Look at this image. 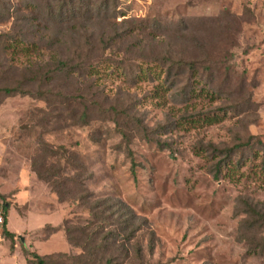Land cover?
Here are the masks:
<instances>
[{"label":"rangeland","instance_id":"rangeland-1","mask_svg":"<svg viewBox=\"0 0 264 264\" xmlns=\"http://www.w3.org/2000/svg\"><path fill=\"white\" fill-rule=\"evenodd\" d=\"M1 1L0 33L24 39L0 44V87L26 93L0 89V208L15 235L11 251L0 236V264H26L22 245L78 254L62 222L85 226L94 199L133 211L141 264H264L234 214L240 197L264 202V0H73L64 18L57 0ZM57 57L75 71L54 72ZM239 143L233 158L253 157L214 178L209 145ZM68 154L90 179L60 198L42 176L60 166L50 179L65 189Z\"/></svg>","mask_w":264,"mask_h":264},{"label":"trees","instance_id":"trees-1","mask_svg":"<svg viewBox=\"0 0 264 264\" xmlns=\"http://www.w3.org/2000/svg\"><path fill=\"white\" fill-rule=\"evenodd\" d=\"M54 6L55 9L52 13L55 14L54 17L57 18L71 17L73 16V11H76L73 0H57ZM48 8L50 9V7ZM0 9L1 11L5 10L2 1L0 2ZM6 14L8 16L7 11ZM3 18L6 19V17ZM16 37L22 40L24 39L20 34L14 36L0 33V44L2 46L7 44L13 47L16 44H23L16 41ZM34 44L35 42L31 43V45ZM26 46H28V44ZM55 60L56 69L54 72H58V74L64 73L66 68H70V71L67 72L75 71L74 67L73 69L69 67L70 64L66 57H57ZM1 66L0 64V68ZM189 68L190 70L194 69L191 65ZM54 72H51L53 76L56 75ZM36 74L37 72H32V75L35 76ZM2 78L7 80L8 75H4ZM2 78H0V81ZM29 82H33V79L31 81L29 80ZM0 89L7 95L17 91L26 93V90L22 88L17 89L9 87V85H2ZM39 98L42 100L44 99L43 97ZM85 115L86 113L83 112L81 116ZM122 132V130H118V133L123 134ZM242 146V143L223 148L209 145V149L211 150L209 157L212 161L211 172L214 178L221 176L223 170H225V172H231L234 169L239 170L247 159L253 157L255 150L249 153L251 154L250 156L248 155L249 157H238V159H234V155L241 152ZM68 155L69 157L65 161L68 166V174L65 176V189L61 190L59 182L50 179L51 176L61 171L58 169L60 166L51 167L50 173L42 176L44 180L48 183L50 182L52 188H54L60 198H63L65 195L77 194L80 190H85L86 181L90 179L89 176L84 178V175H81L86 171L85 163L75 154ZM132 174L134 175L133 168ZM87 194V197L94 196L93 193ZM85 199L86 193L83 196L78 194L77 197L71 198L72 201H84V203H86L87 201H85ZM104 202L105 201L102 199H94L91 205H87V223L76 232L74 228L67 224L68 219L63 220L62 227L65 238L69 245L80 250L78 254L73 256L63 254L62 260H56V258H53V255H40L34 251H29L22 245V252L25 256L26 264H141L143 256L141 254L140 241L137 236L139 227L135 226L136 217L133 211L128 209L122 202H117L116 206L118 205V207L116 208H114L112 203ZM237 203L234 209V214L239 217L236 231L237 241L246 245L247 253L251 255H264V202L252 201L251 199L240 197ZM1 209L3 219L0 223V236L9 240V249L11 251L13 250V238L15 235L6 228L7 205H1ZM114 244L118 245L115 246ZM130 248L131 253H129ZM121 253L124 254L121 256ZM66 260L68 263L65 262Z\"/></svg>","mask_w":264,"mask_h":264},{"label":"built area","instance_id":"built-area-1","mask_svg":"<svg viewBox=\"0 0 264 264\" xmlns=\"http://www.w3.org/2000/svg\"><path fill=\"white\" fill-rule=\"evenodd\" d=\"M3 216H2V209L0 208V223L2 222Z\"/></svg>","mask_w":264,"mask_h":264}]
</instances>
